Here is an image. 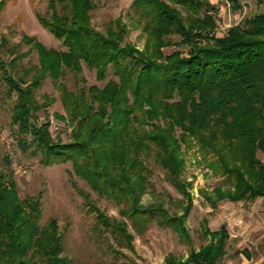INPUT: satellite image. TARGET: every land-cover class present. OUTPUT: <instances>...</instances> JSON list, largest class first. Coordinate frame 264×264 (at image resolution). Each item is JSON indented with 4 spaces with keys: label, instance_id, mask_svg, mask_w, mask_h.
Segmentation results:
<instances>
[{
    "label": "trees",
    "instance_id": "obj_1",
    "mask_svg": "<svg viewBox=\"0 0 264 264\" xmlns=\"http://www.w3.org/2000/svg\"><path fill=\"white\" fill-rule=\"evenodd\" d=\"M227 1L241 8L240 0ZM48 8L50 14L38 15V21L66 50L48 49L24 36L39 57L30 82L25 80L30 70L15 78L0 60V80L13 103L12 125L24 151L33 147L44 167L71 163L94 191L121 206V217L142 234L159 217L161 227L192 241L186 227L189 208L170 216L164 208L141 205L150 172L144 161L153 160L172 184L182 187L181 143H196L211 158L215 175L225 177L227 188L206 197L212 207L223 200L264 199V163L258 158L264 154V13L224 33L210 0H134L131 9L145 40L140 49L126 42L129 27L122 17L106 33L93 26L95 0H50ZM166 49L175 50L166 54ZM84 67L96 70L99 82L107 80L109 69L118 80L78 92L59 82L66 69L79 75ZM48 77L58 83L75 125L71 142H54L50 122L39 124L36 116L47 108L35 93ZM176 127L182 131L179 139ZM41 205V195L22 200L12 174L0 173V264H71L62 256L56 221L41 227ZM89 212L95 213L99 233L108 231L131 247L125 221L93 205ZM205 236L206 246L186 260L169 255L165 264H219L229 233L222 226L217 232L206 229Z\"/></svg>",
    "mask_w": 264,
    "mask_h": 264
},
{
    "label": "rangeland",
    "instance_id": "obj_2",
    "mask_svg": "<svg viewBox=\"0 0 264 264\" xmlns=\"http://www.w3.org/2000/svg\"><path fill=\"white\" fill-rule=\"evenodd\" d=\"M49 1L0 0V3H4L0 7V60L5 62L15 78L30 70L25 79L30 82L35 74L34 68L39 64L37 51H30L31 46L25 43L24 36L36 39L48 49L66 50L38 21V15L50 14ZM133 1L95 0L92 24L98 31L106 33L110 23L122 17L129 27L126 42L143 49L145 40L131 9ZM240 1L241 8L236 10L227 0H210L218 10L216 20L219 31L226 33L234 26H244L248 19L264 13V4L259 0ZM179 10L186 15L184 10ZM174 50L166 49L165 53L170 54ZM96 74V70L87 67L79 75L66 69L65 77L59 82L69 91L78 92L84 86L102 89L110 80H118L112 69H109L105 82L97 81ZM57 86L58 83L48 77L36 91L38 103L47 105L36 116L39 124L50 122L54 142L60 140L67 143L72 140L71 133L75 125L67 117ZM6 92L7 87L0 80V173L12 174L22 200L41 195L40 225L46 227L56 221L58 233L62 237V256L71 264H165L169 255L175 256L177 260H185L191 251L199 250L209 243V238L205 236L206 229L216 232L225 226L223 213L244 220L243 229L234 231L226 227L233 236L231 248L234 249L242 240L251 247L252 256H264V199L234 204L223 200L217 207H212L206 197H214L219 187L223 190L227 188L224 185L225 177L215 175L209 167L211 158L205 157L193 141L190 146L181 143L184 159L180 176L182 187L175 186L167 179L163 167L153 160H147L144 161L145 167L150 172L145 174L147 180L141 196L142 206L164 208L170 216H181L189 208L186 227L192 238L191 243L181 240L172 229L161 227L158 224L159 217L142 234L132 227L131 222L121 217V206L94 191L75 173L71 163L44 167L40 154L33 152V147L23 150L20 145L22 136L18 128L12 125L13 103L7 98ZM181 135V129L176 127L175 136L179 139ZM10 138L14 139L13 143H10ZM27 138L30 139V136ZM258 158L264 163L263 153L259 152ZM136 177L132 175L133 179ZM92 205L107 217L127 223L128 232L133 237V249L121 244L108 231L98 232L95 213L89 212ZM246 235L249 237L245 240ZM234 236L237 238L234 239Z\"/></svg>",
    "mask_w": 264,
    "mask_h": 264
},
{
    "label": "crops",
    "instance_id": "obj_3",
    "mask_svg": "<svg viewBox=\"0 0 264 264\" xmlns=\"http://www.w3.org/2000/svg\"><path fill=\"white\" fill-rule=\"evenodd\" d=\"M230 203L234 204L233 202H230ZM238 218H240V217H238ZM228 233H229V231H228ZM249 235L245 236V240H246V238L249 237ZM232 237L233 236H231V234L229 233V240L226 243V254L222 259H220L219 264H264V256L261 255L259 258H255V256H252V252H251L252 249L248 244L245 243L246 241L240 240L238 242L237 246H235V248L232 249L230 246ZM241 237H244V236H241ZM235 238H237V236H234V239ZM196 251H198V250H196Z\"/></svg>",
    "mask_w": 264,
    "mask_h": 264
},
{
    "label": "built area",
    "instance_id": "obj_4",
    "mask_svg": "<svg viewBox=\"0 0 264 264\" xmlns=\"http://www.w3.org/2000/svg\"><path fill=\"white\" fill-rule=\"evenodd\" d=\"M13 142H14V139L10 138V143H13ZM222 219L225 224V227L230 228V229L232 228L234 229V231L237 229H243L244 227V220L242 218L232 216L229 213H223Z\"/></svg>",
    "mask_w": 264,
    "mask_h": 264
}]
</instances>
